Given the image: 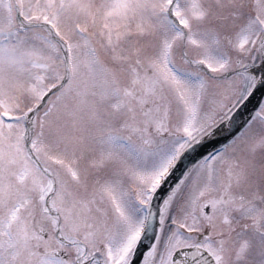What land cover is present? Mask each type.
I'll list each match as a JSON object with an SVG mask.
<instances>
[{
	"label": "snow or ice",
	"instance_id": "snow-or-ice-1",
	"mask_svg": "<svg viewBox=\"0 0 264 264\" xmlns=\"http://www.w3.org/2000/svg\"><path fill=\"white\" fill-rule=\"evenodd\" d=\"M0 264H264V0H0Z\"/></svg>",
	"mask_w": 264,
	"mask_h": 264
}]
</instances>
